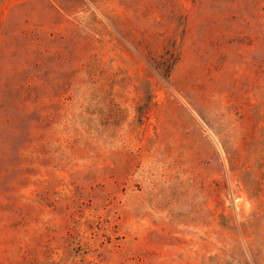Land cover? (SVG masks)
I'll list each match as a JSON object with an SVG mask.
<instances>
[{
	"label": "rangeland",
	"instance_id": "1",
	"mask_svg": "<svg viewBox=\"0 0 264 264\" xmlns=\"http://www.w3.org/2000/svg\"><path fill=\"white\" fill-rule=\"evenodd\" d=\"M0 264H264V0H0Z\"/></svg>",
	"mask_w": 264,
	"mask_h": 264
}]
</instances>
